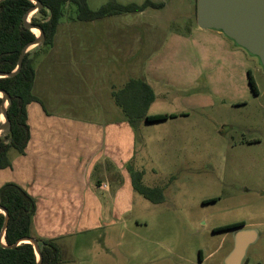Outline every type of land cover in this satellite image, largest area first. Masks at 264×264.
Masks as SVG:
<instances>
[{"label":"rangeland","instance_id":"rangeland-1","mask_svg":"<svg viewBox=\"0 0 264 264\" xmlns=\"http://www.w3.org/2000/svg\"><path fill=\"white\" fill-rule=\"evenodd\" d=\"M108 1L88 0V3L92 10H97ZM115 1L141 4L145 0ZM152 1L164 2L165 6L92 21V29H95L92 34L99 35L97 40L92 39V59H103L96 64L92 62V68L95 65L97 70H94L101 77L106 75V67H112L113 72L123 71L124 75H129V72L132 74L131 67L139 61L143 67V71H140L142 77L153 81L158 94L153 111L172 113L184 107L190 111L192 126L187 129V135L175 123L142 127L141 135L145 143L140 142L139 155L129 162L130 169L145 171L143 183L161 188L162 193L158 196L161 195L163 199L160 203H152L136 195L137 202L124 212L121 222L109 225L106 230L92 232V246L82 248L78 254L73 252L72 245L65 247L64 254L60 253L61 262L223 264L224 257L232 248L233 239L231 236L225 237L224 232L213 233L212 228L246 221L256 223L253 228L261 233L260 241L249 249L248 257L251 264H264V73L258 61L242 49L234 47L239 50L238 54L229 51L234 45L217 32L196 28L189 31L191 37L187 40L173 36L177 33L187 34L191 25L197 27V0ZM70 15L71 12H68L62 20L54 44L62 45L63 39L84 40L87 44H73L74 51L82 50L84 44L91 45L88 40L90 22L78 23L70 19ZM33 17L42 19L38 13L30 20ZM120 23H138L145 28V36L138 45L129 36L135 33L131 30L127 38L121 37ZM72 24L76 26L72 27L75 29L73 32ZM105 25L114 27L108 31ZM218 39L227 43V49L226 43L224 46L216 45V42H220ZM202 45H207L209 66L205 72L211 77L210 87L214 94L209 92L203 80L175 87L171 80L175 79L176 68L181 69L180 64L164 62L169 57L188 62L186 71H181L178 79L186 72L190 74L194 70H201L199 59L203 57ZM52 49L53 45L41 49L38 57L34 58V65L36 59H41ZM68 52L75 54L69 49ZM221 57L224 67L217 64ZM79 64L82 70H90L88 62ZM233 64L235 71L230 69L227 72L224 69L228 66L231 68ZM77 65L72 63L69 67L73 66L75 70ZM156 65L161 69H157V76H163V80L170 81V85L165 81L159 83L153 76L151 67ZM248 71L254 78L258 95L251 90ZM77 75L81 79L69 77L70 82H66L76 90L84 92L83 87L90 86L89 80L95 82L80 72ZM230 75L234 76L231 87L227 81ZM105 82L106 79H96L100 88ZM65 87L72 89V86ZM111 175L107 178L110 179ZM102 184L113 187L115 177L111 182L104 181ZM212 199L216 201L208 202ZM106 210L104 218L110 220L114 216L112 207ZM84 240L83 237L74 239L76 243ZM201 257L205 258L203 263Z\"/></svg>","mask_w":264,"mask_h":264},{"label":"crops","instance_id":"crops-1","mask_svg":"<svg viewBox=\"0 0 264 264\" xmlns=\"http://www.w3.org/2000/svg\"><path fill=\"white\" fill-rule=\"evenodd\" d=\"M78 23L88 22L79 21ZM92 24L94 23L91 21L88 30V40L91 45H86L84 40L66 41L63 39L61 40L64 41L62 45L53 44V49L49 53L41 56V59L38 58L39 60L36 59L33 93L40 102H33L27 107L30 139L24 153L18 154L16 151H11L10 167L0 170V188L9 183L16 184L35 201L33 237L41 241L54 242L60 253L63 254L64 248L70 245L73 246L75 254H78L82 248L91 247L92 232L106 230L109 225L121 222L124 218V212L132 208L137 202L136 195L142 196L133 186L131 172L143 170L140 168L139 170L130 169L129 164L137 157L136 155H139L140 142L145 143V139L141 135L142 127L175 123L179 128H183L187 135V129L192 126L190 111L184 107L172 113L153 111V105L158 99V94L155 92L153 81L142 77L140 71H143V67L139 61H135L136 64L130 69L132 74L127 73L129 75H124L123 71L121 73L113 72L112 67H106L105 76L101 77L97 74L95 65L92 68V62L96 64L103 59L98 60L95 57L92 59V39L97 40L99 36L92 34V31H95L92 29ZM118 25H120L119 30L122 38L128 37L129 30L135 32L129 36L137 42V45L140 43V39L145 36V28L138 23H120ZM105 26L108 31L114 27L113 25ZM70 27L71 32L75 31L72 29V27H76L75 24ZM196 28L198 26L191 25L187 34L177 33L173 36L180 40H187L191 37V30ZM57 34L58 30L54 43ZM218 40L220 42H216L217 46H224L226 43L222 39ZM76 42L86 44L82 50L74 51L73 44ZM227 47L226 43V49ZM234 47L229 51L238 54L237 51L239 50H235ZM68 49L75 54H70ZM79 51L82 52L78 54ZM206 51L207 45L206 47L202 45L201 54L203 57L199 59L201 70H194L190 74L186 72L187 77L186 74L182 75V73L180 79L178 76L181 71H186L188 62L185 59H177V57H169L168 60H163L164 62L171 61L180 64L181 69L176 68L175 79L171 80L175 87H182L203 80L208 90L210 89L209 92L214 94V90L210 87L211 77L205 72L209 66ZM107 59L104 61L107 62ZM82 61L90 64V70L81 69L79 63ZM110 61L112 60L110 59ZM210 61L212 62L211 59ZM218 62V65L224 67L222 57L218 59ZM72 63L78 64L75 70L73 66L69 67V64ZM151 68L153 76L159 80V83L165 81L170 85V81L163 80V76H157L156 72L161 71L159 66L156 65ZM224 69L227 72H230V69L235 71V64L231 68L228 66ZM78 72L87 75V79L95 80L93 83L92 80H89L90 86L83 87L84 92L76 90L71 83L66 84L67 81L70 82L69 77L81 79L77 75ZM98 78L106 79V84L104 83L102 88H100V84L96 83ZM228 78V86L231 87L234 76L230 75ZM130 80H143L154 90L155 100L148 110V115L177 114L178 116L160 122H149L142 119L136 123H130L122 107L116 103L113 96L115 92L122 90ZM65 86H72V89ZM206 92L208 91L206 90ZM201 108H203L202 105ZM143 172L144 181L145 171ZM110 173L112 175L108 179ZM113 177L116 181L113 187L101 185L104 181L111 182ZM246 191L249 189L246 188ZM111 207L114 216L110 220L105 219V211ZM239 222H244L245 226L230 231H222L225 237L231 236L233 239L232 248L224 259L234 247L236 230L255 229L257 231L256 239L249 249L260 241L261 233L258 229L253 228L257 225L256 223ZM215 228L218 227L212 228L213 233H217L214 231ZM79 237H83L85 240L76 243L74 239ZM71 240L73 242L68 243ZM61 261L62 259L58 264H62ZM204 261L205 258L201 257V263ZM243 264H251L248 252Z\"/></svg>","mask_w":264,"mask_h":264},{"label":"trees","instance_id":"trees-1","mask_svg":"<svg viewBox=\"0 0 264 264\" xmlns=\"http://www.w3.org/2000/svg\"><path fill=\"white\" fill-rule=\"evenodd\" d=\"M40 1L44 8L37 13L42 16V19L33 17L31 22L40 26L45 33L46 41L41 49L51 47L54 44L58 26L68 12H71L70 19L72 20L91 22L115 15L141 13L148 8L162 9L165 6L164 2L156 3L152 0H145L141 4H122L110 0L99 9L92 10L88 0ZM33 6L34 3L31 0H4L0 2V73H9L15 70L21 51L36 38L33 31L22 25L23 16ZM41 49L33 54L31 52L26 54L22 67L15 76L0 78V89L5 90L12 99V104L8 108L11 133L7 137H0V170L10 167L11 151L23 154L28 145L30 130L27 107L33 102H40L34 95L33 88L36 78L34 58ZM248 80L253 94L258 95L257 86L250 71H248ZM113 96L116 103L122 107L130 123H136L142 119L149 122H160L178 116L177 114L148 115V110L155 100V92L143 80H130L122 90L115 92ZM1 103L2 99L0 98ZM6 140H10V142L6 144ZM131 173L135 190L146 199L160 203L163 198L158 194L162 193V189L145 186L143 171H132ZM212 201H216V199L208 202ZM0 204L8 210L10 215L4 237L6 244L13 246L22 238L33 237L34 199L18 185L9 183L0 188ZM3 224L4 215L0 213V233ZM243 226H245L244 222L231 223L215 228L214 231H230ZM39 241L43 244L41 248L42 264H58L60 251L55 243ZM0 264H37L34 247L29 243H22L16 247H4L0 243Z\"/></svg>","mask_w":264,"mask_h":264},{"label":"water","instance_id":"water-1","mask_svg":"<svg viewBox=\"0 0 264 264\" xmlns=\"http://www.w3.org/2000/svg\"><path fill=\"white\" fill-rule=\"evenodd\" d=\"M4 0H0L2 2ZM34 6L23 16L22 25L31 31L37 30L39 34L33 42L27 44L20 53L15 70L9 73L1 72L0 78L15 76L21 69L27 53L32 54L41 49L46 41V36L40 26L33 24L30 15L44 8L40 0H31ZM49 19V18H48ZM197 26L201 30L214 31L234 46L242 49L248 56L255 58L264 73V0H197ZM33 48V50H31ZM0 137H7L11 133V122L8 117V108L12 104L11 96L0 89ZM3 118V120H1ZM10 140H6L8 144ZM0 211L4 215V224L0 233V243L4 247H16L22 243L32 244L34 247L37 264H42L41 248L43 244L36 238L25 237L13 246H8L4 240L10 215L6 208L0 204ZM255 229H238L234 233V247L224 259L223 264H243L249 247L256 239Z\"/></svg>","mask_w":264,"mask_h":264},{"label":"bare ground","instance_id":"bare-ground-1","mask_svg":"<svg viewBox=\"0 0 264 264\" xmlns=\"http://www.w3.org/2000/svg\"><path fill=\"white\" fill-rule=\"evenodd\" d=\"M35 13H37V12L32 13V14L30 15V17H32L33 15H35ZM33 32L37 35V30H33ZM1 120H3V118H1Z\"/></svg>","mask_w":264,"mask_h":264}]
</instances>
